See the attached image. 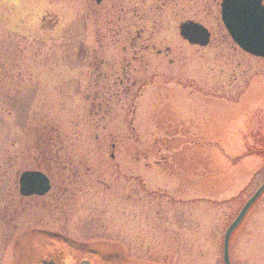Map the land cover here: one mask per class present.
<instances>
[{"label": "rangeland", "instance_id": "obj_1", "mask_svg": "<svg viewBox=\"0 0 264 264\" xmlns=\"http://www.w3.org/2000/svg\"><path fill=\"white\" fill-rule=\"evenodd\" d=\"M163 18L157 37L173 34ZM218 23L207 22V46L140 52L146 64L105 91L112 77L87 64L102 2L0 0V264L47 257L54 243L40 228L107 242L124 257L114 264H223L222 234L264 180V58ZM29 169L54 178L25 205L18 176ZM228 253L264 264V192Z\"/></svg>", "mask_w": 264, "mask_h": 264}, {"label": "flooded vegetation", "instance_id": "obj_2", "mask_svg": "<svg viewBox=\"0 0 264 264\" xmlns=\"http://www.w3.org/2000/svg\"><path fill=\"white\" fill-rule=\"evenodd\" d=\"M94 2L95 4L102 2V34L99 32V35L93 41L95 45L93 48L90 47L91 52L87 57V64L95 70L96 74L97 72L102 73V79L112 77L109 87H105V82L102 83L103 87L101 89L105 91L123 89V81L129 79L130 70L135 69V65L144 66L146 64L142 56L146 54L144 52L147 50H152L153 52V54H150L152 56H148V58L155 57L159 59L162 53H168V51L176 48L175 42L178 46L187 43L193 47H203L188 42L187 39L180 35L181 24L192 22L203 26L209 34L208 43L205 45L207 46L214 38L207 22H214L216 24L222 22L219 13L221 0H209L206 3L202 1L198 2V0H101L99 3H96L94 0ZM201 3H205L206 7L205 21L201 19ZM261 5L264 6V0H261ZM166 13L174 17L172 18V22H175L173 34L159 35L157 37V31L163 29V22H170L163 18ZM95 30L97 31V29ZM226 33L228 34L227 31ZM108 36L110 39H108ZM228 37L232 41L229 34ZM162 43H164L163 49L159 46ZM117 45V55L107 57L105 55L107 50L116 48L111 46ZM101 66L102 72L98 70ZM134 84L135 82L131 86ZM130 87L126 86L125 90L131 89ZM38 163L47 165L43 159ZM29 170L42 171L48 178L50 187L43 195L22 196L18 191L20 199L23 200L25 205L27 200H24L27 198L32 199L34 196V200H36L37 198H43L47 194H51L52 183L50 178L52 176L54 178V173L49 172L50 174H48L47 169L45 171L42 169ZM49 170H51V167H49ZM55 196L51 195L52 198ZM24 208L26 207L24 206ZM34 234H41L47 237L53 241L54 245H52V250L48 253L47 257L46 255L36 256L34 259L27 261L26 264H103L102 261H113L116 258H124L123 254L118 251L110 253L107 252L110 251V248L105 249L106 251H103L104 249H96L95 246L94 248L86 245L88 244L87 242H76L57 232L44 228L38 229ZM102 243L94 245H99L102 248L104 247ZM86 254H89L90 257L86 258Z\"/></svg>", "mask_w": 264, "mask_h": 264}, {"label": "water", "instance_id": "obj_3", "mask_svg": "<svg viewBox=\"0 0 264 264\" xmlns=\"http://www.w3.org/2000/svg\"><path fill=\"white\" fill-rule=\"evenodd\" d=\"M99 3L101 0H95ZM220 15L224 28L230 35L232 41L243 52L255 57L264 58V6L261 0H221ZM180 35L188 42L205 46L209 40L207 30L196 23L186 22L181 24ZM45 174L40 171H23L18 179L19 194L42 195L50 184ZM264 192V180L255 191L242 204L236 216L228 223L222 238V262L231 264L228 253L229 238L244 218L248 209Z\"/></svg>", "mask_w": 264, "mask_h": 264}, {"label": "trees", "instance_id": "obj_4", "mask_svg": "<svg viewBox=\"0 0 264 264\" xmlns=\"http://www.w3.org/2000/svg\"><path fill=\"white\" fill-rule=\"evenodd\" d=\"M264 149V148H263ZM260 150H262V149H260ZM106 245V246H105ZM111 245V244H110ZM103 246V245H102ZM114 246V245H113ZM102 248H104V249H106L107 250V248H108V245H107V242H106V244H104V247H102ZM114 248H116V247H114ZM117 259H119V258H116V259H113V261H102V263L103 264H114L113 262L116 260L117 261Z\"/></svg>", "mask_w": 264, "mask_h": 264}]
</instances>
